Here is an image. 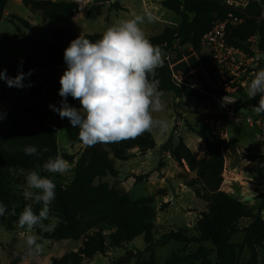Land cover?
<instances>
[{"label":"rangeland","instance_id":"1","mask_svg":"<svg viewBox=\"0 0 264 264\" xmlns=\"http://www.w3.org/2000/svg\"><path fill=\"white\" fill-rule=\"evenodd\" d=\"M253 5L264 15V0H250L248 8ZM160 10L162 12L158 13L157 17L154 16L155 12L150 10L154 19L151 22L145 20L141 25L149 40L162 34L165 29L175 28L181 23V18L174 12L164 7ZM120 11H123V8L112 0H97L88 11L77 12L74 17L63 21L60 27H69L78 35L103 34L117 21L128 19V15ZM10 16L24 18L30 27L21 25L16 19L9 18ZM17 26L21 28L26 39L19 33ZM52 29L48 22L43 21L39 12L26 8L22 0H8L4 18L0 21V37H7L9 42L0 40V58L10 62L26 60L41 46L51 42L65 50L71 41H53ZM234 49L236 52L231 54L226 51L218 54L203 44L199 51L190 46L182 47L176 44L170 50L162 51L164 61L170 63L174 79L200 92L203 95V103L200 104L195 97L176 100L173 92H163L161 99L164 110L153 115L165 119L168 127L163 133L159 130L152 131L157 147L146 154H142L139 149L132 150V156L128 160L116 161L119 176H108L101 181L127 195L132 202L153 200L148 205L151 214L143 216V221L152 226L156 242L172 232L196 236L198 221L203 213L208 212V204L198 199L194 190L187 186L189 181L196 178V174L189 170L184 161L181 164L172 156L173 149L181 138L199 159L208 157L205 143L192 132V128L202 130L208 127L215 138L225 140L227 145H230L231 150L225 153L222 190L241 201L253 216L258 214V209L262 206L264 115L257 114L253 107L246 106V102L249 100L247 86L253 78L252 74L264 68V51L259 48V37L252 38L245 47ZM192 58L196 59L199 67L191 68L186 74L184 69L178 66L182 62L191 66ZM6 70L9 76H16L11 70ZM63 71L59 70V75ZM4 93L7 96L0 105V114L6 113V116L0 120V130L15 100L24 96L18 93L16 87H8L5 81L0 80V95ZM224 97L232 100L233 105H224L221 102ZM61 98L57 94L50 104L60 107ZM49 110L47 126L55 130L58 155L69 162L70 171L65 174L49 172L48 178L66 188L71 186L76 178V162L85 146L82 142L73 145L69 138H78V126L73 127L68 118L61 119L57 112L50 108ZM232 113L243 118L245 122L229 123ZM171 137L172 145L168 150H164ZM65 155L71 156L73 160L66 159ZM3 171L0 167V188L22 195L29 171L11 168L6 175L2 174ZM139 176L147 177L143 182H137L136 177ZM98 184L99 180H96L95 185ZM28 204H32L36 214L42 208L41 204L24 199L23 206L15 215H10L0 225V264H52L53 258H62L77 252L84 244V238L77 241L49 239L57 226L54 199L50 205L49 219L43 221L42 226L34 228L32 233L43 242L44 252L35 258L26 256L27 233L18 227V219ZM262 216L264 218V211ZM251 222V219L241 220L238 224L240 231L231 238L230 244L235 253L236 264H248L251 260V251L245 242L244 231ZM99 230L106 236V253L97 254L94 259L85 261L84 264H220L217 249L211 243L183 244L171 241L164 246L157 243L153 250H149L144 235L132 242L114 245L108 237L117 231V227L113 223H103L90 231L89 235ZM257 264H264V248L258 253Z\"/></svg>","mask_w":264,"mask_h":264},{"label":"trees","instance_id":"2","mask_svg":"<svg viewBox=\"0 0 264 264\" xmlns=\"http://www.w3.org/2000/svg\"><path fill=\"white\" fill-rule=\"evenodd\" d=\"M22 1L26 8L39 12L43 21L53 27L51 33L53 41H72L79 36L69 27H60L63 21L74 17L77 13V6L72 0ZM7 2L8 0H0V21L4 18ZM162 6L181 18L179 26L167 28L162 34L150 39V42L159 46L162 51H168L176 44L182 47L190 46L195 51H199L203 37L212 29L214 22L224 20L228 14L236 12L219 0H165ZM236 13L244 18V23L237 27L229 26L228 44L242 48L248 45L252 38L259 37V48L264 51V20H262L264 15L256 5ZM9 18L30 27L24 18L18 16ZM17 30L26 39L19 26ZM102 35L85 34L84 36L95 42ZM0 40L9 42L5 36L0 37ZM20 62H10L0 58V69H9L17 75ZM191 63L190 66L182 62L178 67L184 69L187 74L191 68L199 67L195 58L191 59ZM66 67L64 50L53 42L41 46L30 58L23 60L22 70L25 73L34 69L32 75L25 81V83L30 81L32 86L17 88L18 93L24 96L15 100L1 127L0 167L4 169L2 174L6 175L11 168L34 171L38 166H42L49 156L55 158L58 155L56 132L47 126L46 121L50 116V102L59 92L61 87L59 80ZM61 69L64 71L59 75ZM155 79L159 81V90L173 92L176 100L195 97L200 104L203 103V95L200 92L174 79L168 61H164L163 67L156 70ZM6 96V93L0 95V105ZM258 101L259 95L249 99L246 106H257ZM67 102L78 109L81 107L80 102L71 96L67 98ZM192 132L205 143L208 157L199 159L181 138L174 147L172 156L181 164L184 161L189 170L196 174V178L189 181L187 186L194 190L198 199L208 204V212L203 213L198 221L196 236H190L184 232H172L156 242L152 226L143 221V216L151 214L148 205L153 200L143 199L132 202L127 195L101 182L108 176L114 178L119 176L116 161L128 160L132 156V150L139 149L142 154H146L157 147L152 132H145L134 139L85 147L76 162L77 174L73 184L65 188L55 182L57 226L49 239L77 241L84 238L85 241L77 252L62 258H53L52 264H84L85 261L94 259L97 254H105L106 236L103 232L99 230L89 235L90 231L97 229L103 223H113L117 227V231L108 237L110 243L114 245L132 242L142 235L145 237L149 250H153L157 243L164 246L171 241L183 244L211 243L217 249L220 264H236L230 241L232 236L240 231L238 224L243 219L252 220L251 224L244 229L245 242L251 251V260L248 264H257L258 253L264 248V218L262 216L264 200L258 209V214L253 216L241 201L223 191L225 153L231 150L230 145H227L225 140L215 138L208 127L202 130L192 128ZM69 138L73 145L81 143L78 138L73 136ZM172 141L171 137L165 144L164 150H168ZM26 145H35L40 149L47 147L49 151L43 152L40 157L28 156L23 151ZM64 157L70 161L73 160L71 156ZM48 173L41 171L43 176L48 177ZM146 177L139 176L136 180L143 182ZM96 180H99L98 185H95ZM0 202L8 206L6 214L0 216V225H2L12 215L13 206L15 213L23 206L24 197L6 188H0Z\"/></svg>","mask_w":264,"mask_h":264},{"label":"clouds","instance_id":"3","mask_svg":"<svg viewBox=\"0 0 264 264\" xmlns=\"http://www.w3.org/2000/svg\"><path fill=\"white\" fill-rule=\"evenodd\" d=\"M151 14H133L130 19H121L109 26L102 37L95 42L83 34L73 39L64 50L67 65L60 77L59 96L63 99L60 107L50 104L49 108L58 113L61 119L68 118L73 127L79 129L78 139L85 147L98 143H113L134 139L145 132L167 130L165 119L154 117L153 113L164 110L155 79L156 70L164 65L163 52L147 38L141 25L151 22ZM20 62L17 75L9 76L7 70H0V80L8 87L30 88L25 83L34 69L27 73ZM247 86V96L251 100L259 95L257 114H264V68L252 74ZM71 96L80 102L78 109L67 102ZM5 114H0V120ZM25 155L40 157L49 149L26 145ZM41 171L65 174L70 164L62 156H49L42 166L26 175V186L22 195L25 200L41 204L36 214L32 204L24 207L19 214L18 227L27 233L25 255L38 257L44 252V244L32 234L33 229L42 226L49 219L50 205L56 197V184L53 179L41 175ZM8 206L0 202V216H4ZM15 215L14 206L12 213Z\"/></svg>","mask_w":264,"mask_h":264},{"label":"built area","instance_id":"4","mask_svg":"<svg viewBox=\"0 0 264 264\" xmlns=\"http://www.w3.org/2000/svg\"><path fill=\"white\" fill-rule=\"evenodd\" d=\"M52 2H62L66 0H44ZM77 6V12H86L96 4L97 0H72ZM224 5L232 8L234 11H244L248 8L250 0H219ZM233 12L228 14L224 20H216L212 29L203 37L202 44L208 49L220 54V52L226 51L231 54L236 52L233 46H229L227 43V31L229 26L237 27L244 23V18L238 13ZM221 102L224 105H233V101L224 97ZM228 122L243 124L245 120L239 118L234 113L230 114Z\"/></svg>","mask_w":264,"mask_h":264},{"label":"crops","instance_id":"5","mask_svg":"<svg viewBox=\"0 0 264 264\" xmlns=\"http://www.w3.org/2000/svg\"><path fill=\"white\" fill-rule=\"evenodd\" d=\"M112 1L118 3L123 8L124 13L128 15V19H130L133 14L147 15L150 13L152 15V12L150 10H153L155 12L154 16L157 17V14L158 13L160 14V12H162V10H160L163 9L161 3L164 2L165 0H112ZM149 5L151 7H149Z\"/></svg>","mask_w":264,"mask_h":264},{"label":"water","instance_id":"6","mask_svg":"<svg viewBox=\"0 0 264 264\" xmlns=\"http://www.w3.org/2000/svg\"><path fill=\"white\" fill-rule=\"evenodd\" d=\"M262 20H264V16L262 17Z\"/></svg>","mask_w":264,"mask_h":264}]
</instances>
